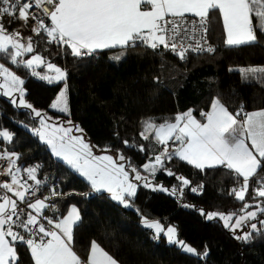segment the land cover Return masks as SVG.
Masks as SVG:
<instances>
[{"label": "trees", "instance_id": "obj_1", "mask_svg": "<svg viewBox=\"0 0 264 264\" xmlns=\"http://www.w3.org/2000/svg\"><path fill=\"white\" fill-rule=\"evenodd\" d=\"M208 19L215 51L187 53L183 60L163 46L154 50L141 43L124 50V59L111 58L119 54V49L77 58L67 46L47 43L49 38L42 33L32 38L33 53L66 71V82L50 84L31 75L32 70L23 66L21 58L19 63L12 64L10 58L0 54V63L25 81L24 99L36 110L58 120H70L83 129L85 138L96 149L120 154L126 164L130 162L144 173L143 165L154 161L163 147L155 141L154 133L149 134L148 140L141 137L145 121L157 124L172 121L176 114L192 110L203 122L199 114L210 111L217 98L233 114L241 108L247 113L264 109V74L244 79L238 71L264 67V35H259L252 44L228 46L219 12H210ZM3 24L14 28L20 22L8 16ZM35 70L46 72L44 67ZM65 83L70 115L51 110ZM38 121L39 117L30 109L17 107L0 94V130L12 134L11 142L0 138V148L16 153L22 170L39 166L36 176L47 180L41 187L43 197L51 196L52 185H57L64 195L48 201L58 207V218L66 215L72 205L79 209L81 219L73 229L72 247L83 261L87 260L90 245L95 241L119 264H264V225L258 220L252 223H257L259 231L252 230L248 240L239 241L221 221L208 220L198 211L243 214L244 202L230 194L237 187L230 170L219 166L201 171L173 156L164 160V168L174 176H168L163 168L154 177L150 176L155 184L168 189L176 187L177 195L140 186L133 206L125 208L104 192L91 194L89 183L58 160L31 131L39 127ZM141 146L143 151L139 150ZM177 176L191 181L182 189V196ZM196 185L203 186L202 192L189 190ZM256 187L250 181L245 197V202L253 205L249 211L255 203L264 201V197L251 199ZM44 214L57 215L47 209ZM144 218L175 226L180 241L197 252L206 249L207 256L198 257L176 244H168L164 235L157 237L143 225ZM258 218L264 219V214L259 213ZM15 246L18 264H34L26 245Z\"/></svg>", "mask_w": 264, "mask_h": 264}, {"label": "snow or ice", "instance_id": "obj_2", "mask_svg": "<svg viewBox=\"0 0 264 264\" xmlns=\"http://www.w3.org/2000/svg\"><path fill=\"white\" fill-rule=\"evenodd\" d=\"M45 4L54 5L48 17L50 24H46L43 19L47 15L43 8ZM215 10H218L222 19L226 45L252 44L258 41L259 35H264V0H0V54L10 58L12 64H17L18 57L35 51L31 37L24 38L20 32L9 33L5 29L3 19L5 15H9L23 21L25 25L30 19L34 20L37 26L32 31L36 35L45 32L49 38L47 43H56L61 48L67 46L70 54L77 58L91 56L98 51L119 49V54L111 57L119 60L124 55V50L141 43L154 50L163 46L183 60L189 50L209 53L215 51L205 40L207 18ZM185 14L199 18L198 22L188 20ZM196 32H199V38L192 44L190 39L194 38ZM202 40L205 42L201 43ZM41 65L46 66V74L35 70ZM23 66L32 70L31 75L50 84L67 80L66 71L55 63H46L40 54L23 62ZM238 71L244 79L256 78L264 74V67L240 68ZM0 76L4 78V83L0 84V89H3L0 94L9 97L17 107L30 109L35 117H39V127L33 129L34 135L47 144L52 153L70 169L84 177L94 192L108 193L110 199L126 208L133 206V199L140 186L177 195L176 187L168 189L153 184L148 176L141 175L130 162L127 164L130 171L126 170V166L119 163V160L125 159L123 156L114 159L111 155H94L93 146L82 135L72 134L73 131L82 133L83 129L72 125L70 120V126L50 123L51 117L25 102V81L2 63ZM17 92L20 93L19 101L13 95ZM66 93L65 83L64 91L59 93L51 108L70 115ZM199 115L204 118L203 122L193 115L192 110L176 114L172 121L159 124L145 121L141 137L148 140L149 134L154 132L155 141L163 147L160 154L154 157L155 162L143 165V169L153 177L158 167L163 168L168 176H174L171 170L164 168V160H171L175 156L201 171L219 166L230 170L237 185L231 189L230 194L236 200L244 202L241 209L243 215L206 213L203 209L198 211L208 220L218 218L225 228L234 233L239 229L240 234L236 235V239L248 240L252 233L245 231V227L259 231L257 223L251 221L258 220L259 224L264 225V219L258 218L256 210L249 211L253 205L245 202L250 181L257 185L251 199L264 197V110L247 113L241 108L233 114L217 98L212 102L210 111ZM0 138L11 142L12 135L6 130H0ZM169 141L178 145L172 153H169ZM123 143L131 146L128 141ZM139 150L143 151V146ZM0 159H6L9 165L0 175L11 177V182L0 183V188L18 197L20 203L32 210L25 212L16 199L0 195V264H14L17 261V242L30 249L34 264H118L95 241L90 245L87 261H82L72 247L73 227L81 219L78 208L72 205L62 218L44 215L45 209L59 213L56 205H50L46 201L64 194L53 189L51 196L43 199L37 197L29 202L31 198L28 193L35 196L39 188H32L26 182H21V168L16 164L19 156L4 150L0 151ZM38 167H29L23 171L40 186L41 180L36 176ZM130 174L134 175L130 178ZM176 179L180 181L179 195L182 196V189L189 186L191 181L183 176H177ZM189 190L194 193L202 192L203 186H192ZM262 205L264 201L254 207L264 214ZM38 216L46 220L50 227L40 222ZM234 216L236 219L233 221ZM143 223L154 229L157 237L163 233L170 243L179 244L189 254L198 257H206L208 254L206 249L197 252L195 248L176 239L174 227L165 229L159 221H149L147 218H144ZM14 229H23L29 235L26 237Z\"/></svg>", "mask_w": 264, "mask_h": 264}, {"label": "built area", "instance_id": "obj_3", "mask_svg": "<svg viewBox=\"0 0 264 264\" xmlns=\"http://www.w3.org/2000/svg\"><path fill=\"white\" fill-rule=\"evenodd\" d=\"M53 7H54V5H50V4H45V5L43 6L44 11L47 13L46 16H43V19H44V21H45L46 24H50V23H51V21H50V19H48V17L51 15V12H52V10H53ZM8 16H9V15H5L4 17H8ZM186 18H187L188 20H197V22H198V19H199V18H196V17H193V16H186ZM24 25H25V24H24ZM25 26L27 27L28 31L30 32V34H31L33 37L38 36V35H36V33H34V32L32 31V29H33L34 27L37 26V25H36V22H35L34 20H31V19H30V20L27 22V24H26ZM197 27L199 28V24H198V23H197ZM205 27L207 28V32H206V34H205V40H206V42H207L208 45H210L211 47H213V48L215 49V46H214L213 42H212L211 39H210V29H211V28H210V21H209L208 18H207V22H206ZM42 33H45V32L42 31L41 34H42ZM198 38H199V32H196V33H194V38L190 39V42H191L192 44H195V39H198ZM204 42H205L204 40L201 41V43H204ZM191 52H193V51H191V50L188 51V53H191ZM195 53H206V51H205V52H195ZM8 166H9V165H8V162H7L6 159H0V172H5L6 169L8 168ZM20 176H21L22 180L25 181V182H26L28 185H30L32 188H39V190L35 193V196H33L31 192L28 193V197L31 198V199L29 200V202H30V201H34L35 198H37V197L42 198V199L44 198V197H43V194H42L41 187H42L43 185H45L46 182H47V180H46L45 178H38V177H37V179H40V180H41V185H40V186H37V185L35 184V181H32L31 179L28 178V176H27V172H26V171H22V173H21ZM4 182H8V183H10V176H7V175H0V183H4ZM52 189H55L56 191L59 192V189H58V187H57L56 184H53V185H52ZM95 193H96V192H94L93 190L91 191V194H95ZM0 195H8V196H10L12 199H14V197L12 196L11 193H7V192H6L4 189H2V188H0ZM0 202H2V201H0ZM18 203H20V202L18 201ZM46 203H48V204H50V205H54L52 202H49L48 200L46 201ZM20 208L23 209L25 212H32L31 209L26 208V206H25L24 203H20ZM33 214H35V213H33ZM44 215H45V214H44ZM47 216H48V217H54V218H58V217H59L58 214H57V215L48 214ZM38 219L40 220V222L44 223L46 227H50L49 225H47V221H46V220L42 219V218L39 217V216H38ZM14 230H18V231H20V232H21L22 234H24L26 237L29 235L27 232H24L23 229H14ZM41 235H42V234H41ZM36 238L39 239V236H37ZM17 243H20V242H17Z\"/></svg>", "mask_w": 264, "mask_h": 264}, {"label": "rangeland", "instance_id": "obj_4", "mask_svg": "<svg viewBox=\"0 0 264 264\" xmlns=\"http://www.w3.org/2000/svg\"><path fill=\"white\" fill-rule=\"evenodd\" d=\"M19 22H20V24H18L17 26H15L14 28H10V27H7V26H5L4 24V27H5V29H7V31L9 32V33H12V32H14V31H16V32H20L21 33V35H22V37H24V38H28V37H31V38H34L31 34H30V32L28 31V29H27V27L23 24V21H20L19 20ZM21 42H24L23 40L21 41ZM34 55H36V53H25V54H23L21 57H18L17 59H19V58H21L22 59V62H25L26 60H28V59H30L32 56H34ZM125 56H126V53L124 52V55L122 56V59H124L125 58ZM45 59V58H44ZM45 62L47 63V62H50L49 60H47V59H45ZM5 66V65H4ZM6 68H8L7 66H5ZM41 67H44L45 69H46V66L45 65H41V66H39V67H36V68H41ZM35 68V69H36ZM9 69V71L10 72H12L13 74H15L10 68H8ZM47 73V69H46V72H45V74ZM16 75V74H15ZM18 76V75H17ZM4 83V78L2 77V76H0V84H3ZM65 85V84H64ZM64 85H63V87H62V89L60 90V92L61 91H64ZM3 92V89H0V93H2ZM59 92V93H60ZM14 95V97L17 99V101H19V98H20V93H14L13 94ZM59 95V94H58ZM57 95V96H58ZM66 96H67V100H68V90H67V93H66ZM7 98H9V97H7ZM57 98V97H56ZM25 100V99H24ZM56 100V99H55ZM55 100H54V102H55ZM25 102H26V100H25ZM53 102V103H54ZM27 103V102H26ZM20 108H24V107H20ZM68 108H69V106H68ZM51 110L52 111H54V112H58V113H60V114H64V115H67L68 113H61V112H59V111H57L56 109H53V108H51ZM42 113V112H41ZM34 114V113H33ZM42 114H46L48 117H51L50 115H48L47 113H42ZM68 121L69 120H58V119H55V118H53V117H51V120L49 121L50 123H52V124H54V125H60V124H63L64 126H70V125H68ZM72 123V122H71ZM72 125H75V124H73L72 123ZM75 126H78V125H75ZM79 127V126H78ZM80 128V127H79ZM32 132H33V130H31ZM9 132V131H8ZM10 133V132H9ZM11 134V133H10ZM73 135H82L83 136V138L85 139V141L86 142H88V143H90L86 138H85V136H84V134H83V132L82 133H80V132H76V131H73V133H72ZM12 135V134H11ZM41 142L42 143H44L42 140H41ZM45 144V143H44ZM45 145H47V144H45ZM90 145L91 146H93L91 143H90ZM48 146V145H47ZM49 147V146H48ZM169 147V146H168ZM49 149H50V147H49ZM51 150V149H50ZM101 150H98V149H96L94 146H93V153H94V155H99V156H104V155H111V156H113V158L114 159H117L119 156H122V155H120V154H115V153H112V152H107V151H101ZM100 153H102V154H100ZM169 153H171V150H170V147H169ZM53 154V153H52ZM54 155V154H53ZM55 156V155H54ZM56 157V156H55ZM57 158V157H56ZM58 160H60L59 158H57ZM165 160H167V159H165ZM61 161V160H60ZM155 161H152V162H149V163H154ZM64 163V162H63ZM119 163L120 164H123V165H125L126 166V170H129L130 171V169H128L127 168V164H126V161H125V159H123V160H119ZM161 168H159L158 167V170H160ZM144 170V169H143ZM157 170V171H158ZM75 173H77L75 170H73ZM141 173V175H144V176H148V178L152 181V183L153 184H155L154 183V181H153V179H152V177L150 176V174L149 173H147V172H145L144 171V173H142V172H140ZM79 176H81L79 173H77ZM134 174H130V178H131V176H133ZM82 177V176H81ZM82 178H84V177H82ZM85 179V178H84ZM86 180V179H85ZM136 183H138L139 184V182H136ZM90 185V184H89ZM160 185V184H159ZM161 186H163V185H161ZM164 187V186H163ZM151 188V187H150ZM166 188V187H165ZM152 189V188H151ZM161 192H164V191H161ZM105 193V192H104ZM30 202H33V201H30ZM117 202V201H116ZM120 204V203H119ZM255 204H257V203H255ZM123 206V205H122ZM263 206V205H262ZM126 208V207H125ZM127 208H130V207H127ZM252 210H256L257 212H258V214H259V211L254 207ZM251 210V211H252ZM225 214H228V213H225ZM237 215V214H236ZM240 215H243V214H240ZM238 216V215H237ZM236 219V216H234L233 217V221ZM213 220H219L218 218H216V219H213ZM220 221V220H219ZM222 222V221H221ZM252 222V221H251ZM161 223V222H160ZM162 224V223H161ZM222 224H223V222H222ZM162 226L165 228V229H167L168 227H174L175 228V226H173V225H164V224H162ZM148 228V227H147ZM176 229V228H175ZM153 232H154V234L156 235V233H155V230L154 229H151ZM245 231H249V232H251L252 230L250 229V228H247V227H245V229H244ZM233 234H234V236L236 237V235L237 234H240V230L238 229L237 230V232H233ZM161 235H164L163 233H161L159 236H161ZM157 236V235H156ZM165 236V235H164ZM166 237V236H165ZM176 239H178V234H177V230H176V237H175ZM179 240V239H178ZM240 240H242V239H240ZM239 240V241H240ZM166 241H167V243L168 244H170V245H173V243H170L169 241H168V239H167V237H166ZM185 243V242H184ZM186 244V243H185ZM178 247H181L179 244H176ZM188 245V244H187ZM182 248V247H181ZM183 250V249H182ZM184 251V250H183Z\"/></svg>", "mask_w": 264, "mask_h": 264}, {"label": "crops", "instance_id": "obj_5", "mask_svg": "<svg viewBox=\"0 0 264 264\" xmlns=\"http://www.w3.org/2000/svg\"><path fill=\"white\" fill-rule=\"evenodd\" d=\"M218 11V10H217ZM185 16H191L190 14H185ZM222 20V19H221ZM223 26V25H222ZM223 31H224V29H223ZM224 35H225V32H224ZM225 38V37H224ZM240 46H242V45H240ZM264 110V109H263ZM259 111H261V110H259ZM152 133H154V132H152ZM249 145H250V141H249ZM169 147H170V150H171V153L174 151V148L176 147V146H178V145H174L171 141H169V145H168ZM49 148V147H48ZM0 151H4L3 149H1L0 148ZM8 152V151H7ZM52 152V151H51ZM101 152V151H100ZM105 152V151H104ZM9 153V152H8ZM100 154H102V153H100ZM184 162H186V161H184ZM187 163V162H186ZM16 164H17V166L18 167H20L19 165H18V163H17V161H16ZM21 168V167H20ZM22 169H21V172L19 173V178L21 179V182H25V181H23L22 180V178H21V173H22ZM10 182H11V177H10ZM12 194V193H11ZM108 196H109V194L108 193H106ZM12 196L14 197V199H16L17 201H19L18 200V197H15L13 194H12ZM116 202V201H115ZM118 203V202H117ZM79 210V209H78ZM80 212V211H79ZM81 216V215H80ZM79 222V221H78ZM77 222V223H78ZM76 225V224H75ZM75 225H74V227H75ZM143 225H144V223H143ZM145 226V225H144ZM74 227H73V229H74ZM9 240H10V238H8ZM17 244V243H16ZM74 250V249H73ZM78 255V254H77ZM79 256V255H78ZM80 257V256H79ZM83 261V260H82ZM87 261V260H86ZM10 264H11V262H10ZM14 264H18V259H17V261H15L14 262ZM119 264V263H118Z\"/></svg>", "mask_w": 264, "mask_h": 264}]
</instances>
